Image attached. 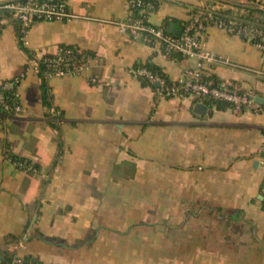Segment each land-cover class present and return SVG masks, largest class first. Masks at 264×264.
<instances>
[{"label": "crops", "instance_id": "obj_1", "mask_svg": "<svg viewBox=\"0 0 264 264\" xmlns=\"http://www.w3.org/2000/svg\"><path fill=\"white\" fill-rule=\"evenodd\" d=\"M129 1L67 0L77 18L33 24L27 46L17 23L0 19V87L23 75V111L0 115V256L264 264V78L247 70L264 71V49L212 25L204 40L230 63L208 65L206 81L250 92L261 99L258 112L163 97L130 70L153 66L175 81L196 61L122 35L111 22ZM150 1L151 23L173 35L203 10L264 25V0ZM60 47L86 53L90 68L44 85L33 56Z\"/></svg>", "mask_w": 264, "mask_h": 264}, {"label": "built area", "instance_id": "obj_2", "mask_svg": "<svg viewBox=\"0 0 264 264\" xmlns=\"http://www.w3.org/2000/svg\"><path fill=\"white\" fill-rule=\"evenodd\" d=\"M156 4L150 0H130L123 19L111 22L122 35L132 39L143 41L153 47H162L169 53H174L183 58L193 59L196 66L187 70L184 75L170 81L162 75L152 72L147 67H137L130 70L132 77L144 79L150 84L158 85V93L163 97L176 98L185 96L202 101L212 100L230 105L234 111H260L254 95L243 91L231 84H216L206 81L203 70L217 62L230 64L228 60L222 61L212 51L205 47L207 29L215 26L231 35L244 37L249 41L259 40L255 43L264 49V32L254 25L243 24L238 19L224 21L216 18L207 10L198 11L184 25L180 35H173L165 27L154 26L150 16L155 10ZM0 12H3L18 25L19 41L23 46L28 45L27 35L29 28L37 22H64L76 19L69 8L67 0H1ZM48 56V57H47ZM38 58L33 56L31 69L39 74L43 67L42 79L48 81L52 78L67 76H80L90 68L91 58L84 52L71 47H60L53 55ZM256 77L264 78V71L247 69ZM23 75L6 81L3 89L14 91L17 95V87L21 83ZM95 82V80H93ZM23 111L21 103L15 105L4 102V96L0 94V115L14 116ZM57 118L58 113L53 112ZM19 167L30 170L23 163ZM0 264H32L24 260L19 254H13L7 258L0 256Z\"/></svg>", "mask_w": 264, "mask_h": 264}, {"label": "trees", "instance_id": "obj_3", "mask_svg": "<svg viewBox=\"0 0 264 264\" xmlns=\"http://www.w3.org/2000/svg\"><path fill=\"white\" fill-rule=\"evenodd\" d=\"M216 18L218 19H222L224 21H230L232 20V18H230L229 16L221 13V14H215L214 15ZM3 18H10L9 15L3 13V12H0V19H3ZM241 23L243 24H248V25H254L256 26L260 31L264 32V25H260V24H257V23H254L253 21H250L247 19H242L240 20ZM166 29V27H165ZM168 31V29H166ZM169 32V31H168ZM171 33V32H170ZM172 34V33H171ZM259 40H254L253 42L254 43H257ZM48 57V56H47ZM148 69H150L152 72L156 73V74H160V71L158 69H156L155 67L153 66H148L147 67ZM42 72H43V67L41 66V70L39 71V76L42 77ZM44 80V79H43ZM4 84V83H3ZM3 84L2 86L0 87V94H2L4 96V102L5 103H8L10 105H15L19 99H18V96L15 95L14 91H6L3 89ZM43 84L45 85V80L43 82ZM43 85V86H44ZM204 103H206L207 105L209 106H216L218 107V109H225L227 106V104L225 103H222V102H217V101H212V100H202ZM9 116V115H8ZM15 160H17V162L19 163H23L25 164V162H23V160H18L17 158H14ZM25 260V259H24ZM27 262H30L32 264H40L39 262L37 261H29V260H25Z\"/></svg>", "mask_w": 264, "mask_h": 264}, {"label": "water", "instance_id": "obj_4", "mask_svg": "<svg viewBox=\"0 0 264 264\" xmlns=\"http://www.w3.org/2000/svg\"><path fill=\"white\" fill-rule=\"evenodd\" d=\"M257 102L261 103V99L257 98ZM207 106L202 103H197L194 107V112L200 116H204L207 112Z\"/></svg>", "mask_w": 264, "mask_h": 264}]
</instances>
